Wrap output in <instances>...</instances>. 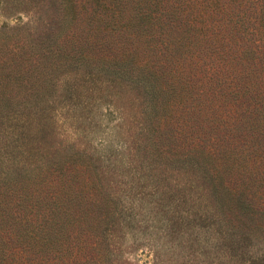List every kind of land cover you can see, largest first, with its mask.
<instances>
[{"label": "rangeland", "instance_id": "1", "mask_svg": "<svg viewBox=\"0 0 264 264\" xmlns=\"http://www.w3.org/2000/svg\"><path fill=\"white\" fill-rule=\"evenodd\" d=\"M71 1L0 0V30L24 24L20 36L0 34V46L5 45L0 56L8 47L15 49L18 65L27 71L20 78L33 84L32 92H27L8 82L1 93L12 91L15 102L4 112L0 109V115H30L25 126L39 143L26 144L37 150L26 153L29 158L13 147L8 152L26 165L37 161L47 166L43 173H52L48 176L52 191L67 185L71 193L102 198L108 205L97 211L104 222L96 232L77 221L75 211L66 239L72 261L264 264V214L253 224L259 227H241L232 206L220 210L213 188L217 186L221 194L225 184L247 200L264 204V141L253 146L243 121L239 130L235 128L244 117L238 107L242 101L232 87L238 83L236 77L245 78L240 74L250 58L242 54L240 61L230 60L224 55L223 60L215 48L203 52L185 48L197 55L192 62L200 64L185 66L179 73L178 64L168 56L163 65L167 76L158 82L168 87L164 109L150 114L140 87L127 86L124 79L104 84L110 76L100 71L109 60L118 62L120 50L130 44L121 46L123 37L109 33V27L93 18L91 7H75V16ZM247 27L244 23L235 41L245 43L242 34ZM75 51L86 58L74 63L65 57ZM141 57L134 55L133 62L139 63ZM204 65L212 67V77ZM150 119L168 130L159 142L166 147L163 153H154L142 130ZM254 158L260 162L256 167ZM88 179L96 184L91 190H86ZM29 205L22 207V214L31 224L42 208L38 204L29 210ZM96 207L88 206L89 214L97 215L92 212ZM86 218L92 223L95 217ZM48 258V263L68 261H60L56 252ZM24 261L36 262L30 255Z\"/></svg>", "mask_w": 264, "mask_h": 264}, {"label": "trees", "instance_id": "2", "mask_svg": "<svg viewBox=\"0 0 264 264\" xmlns=\"http://www.w3.org/2000/svg\"><path fill=\"white\" fill-rule=\"evenodd\" d=\"M71 4L72 10L75 7H91L92 17L109 27V33H118L123 37L124 40L119 41L121 46L130 44L120 50L118 62L109 60L108 66L100 68V71L110 76L109 81L104 84L110 85L117 79H124L127 86L140 87L145 94L146 109L150 114L164 109V95L167 94L168 87L159 86L158 82L165 78L163 74L167 76L163 65L168 56L178 64L175 69L180 73L184 72L185 66L198 67L200 64L192 62L197 55H192L185 48H194L199 52L215 48L223 54V60L225 55L230 60L239 58L240 61L241 55L246 54L250 60L243 68L244 73L240 74L245 78L236 77L238 83L232 87V90H236L234 95L242 101L238 107L244 118H240L237 124L243 121L241 126L249 135V142L253 146L259 139L264 141V0H72ZM76 14L75 10V16ZM244 23L248 27L242 34L246 41L241 44L235 40L241 36L239 34ZM23 25L19 23L13 28L6 26L0 30V34L4 38L9 36L10 39L11 36H20ZM170 37L173 40L171 43L168 41ZM4 48L5 45L1 44L0 51ZM7 50L4 56H0V109L3 112L15 102L12 91L4 95L1 93L8 82L18 84L27 92L32 90L33 85L20 78L27 71L18 65L21 62L17 61L18 53H14L15 49L10 47ZM139 53L142 54L141 60L135 64L133 56ZM65 57L76 63L86 58V55H78L75 51L72 56L67 53ZM185 61L192 63L186 64ZM205 69L212 77V67ZM235 70L239 75L236 67ZM247 95L252 104L247 102ZM22 103L24 104L21 102L18 105L21 106ZM29 117L30 115H0V264H25L24 258L27 255L36 261L33 264H55L52 261L48 263V254L55 252L60 261L67 258V264H77L69 256L71 246L66 240L69 238V223L74 219L75 211H78L76 220L88 231L96 232L104 222V217H101L103 215H99L101 211H97L108 205L102 198L85 199L81 193H71L67 185H61L56 192L52 191V182L48 177L52 173H48V176L43 173L47 166L37 161H30L26 165L24 159H18L9 153L8 148L13 147V151L19 149L22 155L28 157L26 153L37 150L29 149L26 144L39 143L38 139L34 141L37 136L31 127L25 126ZM5 121L12 125L4 126ZM159 125H162V134ZM235 128L239 130L240 125ZM142 130L147 134L148 145L154 153L166 150L160 144L168 132L166 126L160 122L153 123V119H150L148 126ZM205 154L208 157L212 155ZM197 159L195 157L194 161ZM253 160L255 167L260 164L258 159ZM87 182L86 190L96 186L89 179ZM213 188L220 210L232 206L240 217L236 220L241 223V227H259L253 224L256 218L263 220L264 204L247 200L243 194H237L225 184L221 185V194H218L220 191L217 186ZM38 204H41V215L34 216L33 223H26L22 207L29 205L28 209L32 210V205L35 208ZM88 206H97L92 211L97 215L89 214ZM87 216L95 217L92 223H89ZM86 261L89 260L84 259L85 263L82 264H102L99 263L101 260L97 263Z\"/></svg>", "mask_w": 264, "mask_h": 264}]
</instances>
